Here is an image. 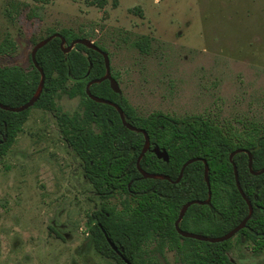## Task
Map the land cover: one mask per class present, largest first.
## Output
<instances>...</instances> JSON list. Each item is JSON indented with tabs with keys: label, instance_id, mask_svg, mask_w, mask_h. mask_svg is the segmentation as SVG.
Segmentation results:
<instances>
[{
	"label": "rangeland",
	"instance_id": "374dc122",
	"mask_svg": "<svg viewBox=\"0 0 264 264\" xmlns=\"http://www.w3.org/2000/svg\"><path fill=\"white\" fill-rule=\"evenodd\" d=\"M68 30L109 55L120 94L141 116L202 117L243 138L264 135V0H0V66L30 70L33 39ZM150 38L146 50L135 41ZM61 111H80L60 93ZM125 195L107 200L121 208ZM101 198L60 132L55 111L32 107L0 156V264H116L92 245L87 220ZM188 231L198 233L195 225ZM158 238L142 246L156 264H185ZM234 264H264V249L234 236Z\"/></svg>",
	"mask_w": 264,
	"mask_h": 264
},
{
	"label": "trees",
	"instance_id": "16d2710c",
	"mask_svg": "<svg viewBox=\"0 0 264 264\" xmlns=\"http://www.w3.org/2000/svg\"><path fill=\"white\" fill-rule=\"evenodd\" d=\"M55 32L48 30L46 36ZM58 32L67 43L70 42L67 39L70 31ZM32 42L35 44L37 39ZM149 42L150 38L144 35L135 44L144 51ZM14 47V42L6 39L0 45V51H11ZM29 60L30 70L17 65L0 66V103L16 107L32 96L40 74L30 55ZM36 61L45 74L38 100L19 112L0 108V156L15 142L32 107L55 111L62 136L80 158L86 178L102 200L100 208L94 210L87 220L91 242L97 252L114 259L116 264H126L111 248L100 225L132 264H156L152 258L146 259L142 251V246L155 238L159 239L158 252H162L163 244L167 242L169 249L184 253L185 264H234L227 254L234 236L251 241L256 250L264 249V173L255 175L250 172L245 152L235 153L232 159L237 167L240 187L253 207L246 226L220 242L183 237L174 226L185 202L205 200L208 196L201 160L189 163L180 180L172 181L177 178L182 164L194 157L204 158L208 164L211 198L209 204H191L179 227L188 230L190 225H195L198 233L218 237L248 214V205L235 184L229 154L236 148L248 149L252 154V169H260L264 165V135H260L256 128L241 138L232 132L230 125L223 126L200 116L179 119L161 111L141 116L120 93L111 89L108 80L91 84L89 90L92 94L116 102L129 123L148 133L150 147L156 145L166 149L168 161L157 158L149 149L139 164L145 171L163 173L172 180L145 178L136 168V158L144 142L143 134L126 128L112 105L96 102L85 92L86 83L105 72L101 53L79 43L64 53L60 39L53 37L38 49ZM90 64L89 75L82 79ZM60 93L69 98L79 96L80 111H61L56 104ZM116 193L125 195L120 209L107 203Z\"/></svg>",
	"mask_w": 264,
	"mask_h": 264
},
{
	"label": "water",
	"instance_id": "95a60500",
	"mask_svg": "<svg viewBox=\"0 0 264 264\" xmlns=\"http://www.w3.org/2000/svg\"><path fill=\"white\" fill-rule=\"evenodd\" d=\"M53 37H58L60 39V48L64 53H68L74 46L75 44L79 43L84 45L87 48L96 50L98 52L101 53L102 57H103V61H104V66H105V72L102 76L98 77V78H94L89 80L86 85H85V92L87 94V96L96 101V102H102V103H106V104H110L112 105L118 112L119 117L121 119L122 124L133 131L136 132H140L143 134L144 136V142L143 145L141 147V150L136 158V168L137 170L140 172L142 177L145 178H162V179H166V180H172L168 175L163 174V173H158V172H148L143 170L140 167V159L142 158V156L145 154V152L147 150H151L159 159H163L164 161H168L169 157H168V153L166 151V149L164 148H159L158 146H153L150 147V140H149V136L148 133L139 127H136L134 125H132L131 123H129L126 120V117L124 115L123 109L114 101H111L109 99L94 95L90 92L89 90V86L93 83H99L103 80H108L109 81V85L111 87V89L114 92L119 93L120 92V87L118 82L116 81V79L113 78V76L111 75V70H110V59H109V55L106 51L102 50L101 48H99L93 41H91L88 38L85 37H80V38H76L72 41H70L69 43L66 42L65 37L60 34L59 32H55L49 36H46L40 40H38L32 47L31 51H30V59L31 62L33 64V66L38 70L39 74H40V79L39 82L37 84V87L34 91V93L32 94V96L22 105L16 106V107H12V106H8L5 104L0 103V108L4 109V110H8V111H13V112H19V111H23L25 109L30 108L31 106H33V104L38 100L39 96L41 95V92L43 90V86H44V82H45V74L42 70V68L38 65L37 61H36V52L38 51L39 48H41L42 46H44L48 41H50ZM70 66H69V70H70ZM91 71V64L90 67L88 69V72L82 77V79L87 78V76L89 75ZM238 152H245L248 155V168L250 170V172L252 174L258 175L261 173H264V165L258 169V170H253L252 169V154L251 151L245 148H236L234 149L232 152H230L229 154V161L231 162L232 166H233V172H234V178H235V184L237 189L239 190L240 194L242 195V197L244 198V200L246 201L247 205H248V214L236 225L234 226L231 230H229L228 232H226L225 234L218 236V237H210V236H206L200 233H195V232H191L185 229H182L179 227V223L182 220L187 208L193 204V203H199V204H209L210 202V198H211V190H210V182H209V178H208V164L206 162V160L204 158H199V157H194V158H189L188 160H186L179 171V174L177 176V178L175 180H172L173 182H178L180 180V178L182 177V173L184 168L189 164L192 163L196 160H201L204 164V179L206 181L207 184V188H208V196L205 200H198V199H194V200H190L185 202L178 213V216L174 222V226L175 229L177 231L178 234H180L183 237H189V238H194L197 240H202V241H209V242H220V241H224L227 240L231 237H233L240 229L244 228L246 225L247 220L251 217L252 212H253V207L251 202L247 199V197L244 195L240 184H239V179H238V173H237V167L235 165V163L233 162V156L235 153ZM107 241L109 242L111 248L118 254V256H120V258L126 263V264H132V262L124 255V253L111 241L108 233L106 232V230L104 229V227H102L100 225Z\"/></svg>",
	"mask_w": 264,
	"mask_h": 264
},
{
	"label": "flooded vegetation",
	"instance_id": "af4514ba",
	"mask_svg": "<svg viewBox=\"0 0 264 264\" xmlns=\"http://www.w3.org/2000/svg\"><path fill=\"white\" fill-rule=\"evenodd\" d=\"M217 217L220 218V215L217 214ZM246 226V225H245Z\"/></svg>",
	"mask_w": 264,
	"mask_h": 264
}]
</instances>
